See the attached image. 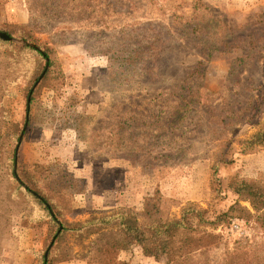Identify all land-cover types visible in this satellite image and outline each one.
<instances>
[{
  "label": "rangeland",
  "instance_id": "rangeland-1",
  "mask_svg": "<svg viewBox=\"0 0 264 264\" xmlns=\"http://www.w3.org/2000/svg\"><path fill=\"white\" fill-rule=\"evenodd\" d=\"M0 31L11 33L16 46L21 36L36 38L52 58L31 99L25 87L34 78L23 72V88L10 86L3 102L4 197L16 188L7 176L13 159L21 174L47 189L64 224L119 208L139 215L156 209L175 220L191 206L215 220L237 201L236 180L264 186V178L225 171L242 154L239 140L258 128L256 119L242 121L246 113L239 120H230V113L252 96L264 103V0H0ZM14 48L0 50L13 57ZM33 57L24 52L28 72ZM190 88L197 113L187 114L186 128L170 143L175 138L167 122ZM160 105L166 111L157 121ZM79 193L90 198L78 201ZM9 204L0 264H42L51 221L39 219L21 191ZM253 214L247 221L205 225L203 232L218 239L194 264L208 263L207 256L208 264H218L227 251L247 244L250 254H264L263 220ZM98 243L68 233L62 260L53 264H167L111 243L96 254Z\"/></svg>",
  "mask_w": 264,
  "mask_h": 264
},
{
  "label": "trees",
  "instance_id": "trees-1",
  "mask_svg": "<svg viewBox=\"0 0 264 264\" xmlns=\"http://www.w3.org/2000/svg\"><path fill=\"white\" fill-rule=\"evenodd\" d=\"M0 33H5L13 38L11 33L2 31ZM20 39L23 43L16 46L11 40L0 37V49L4 47L14 48L15 46L13 57L4 56L0 50V116L4 111L3 102L9 93V87L15 85L23 88L19 84L23 79V72L34 78L25 87L29 92L28 98L31 99L33 86L47 67L52 66V58L49 52L42 49L40 43L36 42V38L21 36ZM26 51L45 63L42 70L39 66L40 60L37 58L34 59L35 64L30 72L23 68L24 52ZM14 64L18 65L16 69ZM190 91L192 92L191 88L188 91V97H185L186 93H184L183 98L180 96L176 113L172 114L167 122L170 129L169 136L175 138L169 140L170 143L178 140L179 136H176V133L180 131V127L186 128L187 114L197 113V106L190 102V98L196 96ZM251 98L253 99H250L246 107L232 111L229 115L230 120H239L246 113L242 121L251 122L253 119L257 121V130L238 142L240 151L244 155L254 154L264 149V103L258 101L255 96ZM156 107L159 108V115L156 120L161 121L166 107L161 105ZM225 118V116L219 118L221 124L226 123ZM26 121L27 119H25L22 128L18 129L19 134L23 131ZM229 125L233 126L234 124L229 123ZM11 164V170L7 176L16 184V188L6 197L0 193V237L4 235V227L10 221L9 203L12 202L15 194L21 191L23 197L32 201L38 209L37 217L51 221V247L48 256H43L42 264H53L54 261L60 262L62 260L59 259L60 249H62V241L68 233H74L76 237L81 239L97 237L99 243L95 250L96 254H102L104 248L110 246L111 243L110 247L120 251H138L144 256L165 258L167 264H194L199 251V256H202L203 250L211 249L218 239L212 233L203 232L202 228L205 225L220 226L223 223L229 224L233 219L247 221L249 217H255L253 214L255 212L256 215H259L257 220H263L261 225L264 227V186L257 182L245 180H236L233 183L232 189L238 199L215 220L205 215V211L191 206L184 210L179 219L175 220L163 219L160 211L156 209L139 215L131 209L119 208L108 214L94 216L85 222L64 224L55 212L52 198L43 184L38 181L33 182L34 179L27 174H21L19 163L15 159L12 160ZM0 177L4 178L3 175ZM241 202H248L250 208L242 206ZM250 248H253V245L247 244L240 246L234 252L227 251L225 258L218 264H264V254H260L256 250L250 254ZM206 262L210 263L208 256Z\"/></svg>",
  "mask_w": 264,
  "mask_h": 264
},
{
  "label": "crops",
  "instance_id": "crops-1",
  "mask_svg": "<svg viewBox=\"0 0 264 264\" xmlns=\"http://www.w3.org/2000/svg\"><path fill=\"white\" fill-rule=\"evenodd\" d=\"M234 162L235 163H233V165H231L228 170L225 169V171H229L228 173H230L226 174L228 177L229 175L231 177H234L236 175L241 174L246 175L248 177L264 178V149L251 155L237 154L234 158ZM102 185L105 186V183H102ZM89 193L93 197L96 194L95 192H93V189H91ZM77 196L79 197L78 201H80V199H84L86 202V200L90 198V195H87L86 193H79Z\"/></svg>",
  "mask_w": 264,
  "mask_h": 264
},
{
  "label": "water",
  "instance_id": "water-1",
  "mask_svg": "<svg viewBox=\"0 0 264 264\" xmlns=\"http://www.w3.org/2000/svg\"><path fill=\"white\" fill-rule=\"evenodd\" d=\"M0 37H2L3 39L5 40H12L11 37H9L7 34L5 33H0ZM37 84V83H36ZM46 257H47V254H46Z\"/></svg>",
  "mask_w": 264,
  "mask_h": 264
}]
</instances>
